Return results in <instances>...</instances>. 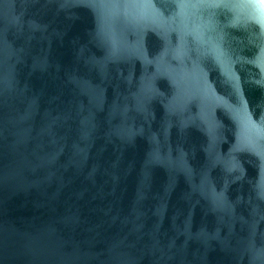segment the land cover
<instances>
[{"label":"water","instance_id":"1","mask_svg":"<svg viewBox=\"0 0 264 264\" xmlns=\"http://www.w3.org/2000/svg\"><path fill=\"white\" fill-rule=\"evenodd\" d=\"M0 264H264V0H0Z\"/></svg>","mask_w":264,"mask_h":264}]
</instances>
